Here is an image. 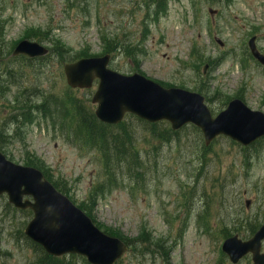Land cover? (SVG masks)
I'll list each match as a JSON object with an SVG mask.
<instances>
[{
  "label": "rangeland",
  "instance_id": "obj_1",
  "mask_svg": "<svg viewBox=\"0 0 264 264\" xmlns=\"http://www.w3.org/2000/svg\"><path fill=\"white\" fill-rule=\"evenodd\" d=\"M155 1L2 0V43L9 58L0 63V88H5L0 97V125L23 92L34 95L36 103H47L48 115H38L37 122L0 146L16 164L37 160L52 183L67 189L66 195L80 208L85 203L90 208L89 195L100 181L97 151L83 146L74 131L61 124L59 101L43 100L68 91L63 65L54 56L47 65L21 68L10 62L8 54L15 42L32 40L40 32L45 34L41 44L51 51L63 48L72 61L83 52L92 57L105 54L102 39L107 35L123 46L111 54L109 65L121 74L141 73L158 83L194 92L202 88L213 116L226 108L225 96L237 95L252 110L264 113V67L250 59L247 46L256 36L264 53V0H217L216 4L163 0L161 6ZM210 9L218 13L210 14ZM195 46L207 60L218 61L206 76L203 67L198 72L191 64ZM7 62L20 66L13 72L21 77H6L2 68ZM95 89L96 85L91 90H73L72 95L89 108ZM203 144L202 134L192 126L180 133L179 143L144 140L140 148L152 161L144 181L125 177L98 195L91 212L99 226L119 230L130 239L146 229L172 249L168 261L133 250L120 264H232L222 252V233L246 241L252 237L249 222L253 227L264 222V139L244 148L219 137L201 165ZM246 201L251 202L249 208ZM31 218L0 198V264L37 263L41 255L21 235ZM64 257L71 264H86L77 255ZM238 264H252L251 257Z\"/></svg>",
  "mask_w": 264,
  "mask_h": 264
},
{
  "label": "water",
  "instance_id": "obj_2",
  "mask_svg": "<svg viewBox=\"0 0 264 264\" xmlns=\"http://www.w3.org/2000/svg\"><path fill=\"white\" fill-rule=\"evenodd\" d=\"M218 43L223 46L221 41ZM249 48L264 65V55L257 49L255 37L249 41ZM19 54L40 57L48 54V50L37 43L22 41L14 51V55ZM109 61L110 56L106 55L64 66L71 88L90 89L96 79L100 80L92 101L98 105L95 114L103 123L119 124L126 113L149 123L167 121L174 131L192 123L201 129L206 145L219 135L244 146L264 136V114L252 111L239 99L213 118L202 95L179 88L166 89L140 74L124 76L109 69ZM3 194L14 207L33 211L25 234L51 256L75 254L85 257L89 264H116L128 250L123 241L102 232L41 171L16 165L0 151V195ZM263 240L264 225L249 241L237 237L226 240L223 251L234 264L249 253L253 254L254 264H264Z\"/></svg>",
  "mask_w": 264,
  "mask_h": 264
},
{
  "label": "trees",
  "instance_id": "obj_3",
  "mask_svg": "<svg viewBox=\"0 0 264 264\" xmlns=\"http://www.w3.org/2000/svg\"><path fill=\"white\" fill-rule=\"evenodd\" d=\"M154 1V0H153ZM213 3H217V0H210ZM227 2L231 0H225ZM159 6L162 4L163 0H156ZM2 22L0 21V36L3 34ZM36 32L33 37L38 39H44L45 35ZM103 53L111 54L117 53L122 49L120 41L116 38H111L110 36L104 37L103 39ZM129 47H127V51ZM60 58L61 62H66L67 59L64 56V50L58 48V50H53ZM195 61L194 67L199 71L201 66L204 64V57L200 54L198 49L193 50ZM140 55V54H139ZM86 52L80 53L75 59H80L88 57ZM193 56V58H194ZM200 92L202 90L199 89ZM0 95H4L3 90L0 89ZM54 99L59 101L63 109L62 122L66 121L67 129L69 131H74V135L77 136L83 146H87L90 149L97 151L98 160L101 165L100 181L96 184L94 191L89 195V207L85 203L81 208L87 211L88 215H92L91 208L95 205L97 197L100 193H104L109 189L117 186L120 180L128 179L144 181L145 176L149 173L152 165V161L149 159L150 155L148 152L140 148L142 141L155 140L162 144L169 143L175 144L180 141V133L173 132L169 127L161 129L160 124H149L147 122L141 121L135 117L129 118V121L125 120L120 125L112 126L101 123L97 120L94 113L87 108L85 102L80 101L69 94L67 91L61 97H44V102L47 100ZM226 100H224V103ZM35 100L29 97L26 98L23 93L17 98V106L15 108L21 114L20 117L24 121H31V114H29V108L37 106ZM47 103L43 104L46 107ZM39 107V106H38ZM18 113V114H19ZM13 117H16L14 115ZM64 120V121H63ZM131 120V121H130ZM12 122V117L5 118L4 125ZM12 123H16V119ZM0 131V144L6 142L7 136L4 131L6 127L4 126ZM196 132H198L195 129ZM209 149L203 146V153L201 154L199 161L201 165H205V159ZM146 158L148 161H146ZM25 164L28 166H33L41 170L45 177L52 182L51 177L48 176L47 171L43 170V167L34 159H25ZM54 186L64 194H67V189L62 188L57 183H53ZM99 228L104 229V232L116 236L126 243L134 246V249L140 250L141 253L146 255L160 256L164 261H168L171 248H166L165 242L161 239H155L150 231L143 229L137 239H127L119 230H114L112 228L100 226ZM35 249L42 254L39 258L37 264H71L66 261V258L56 259L48 255H45L41 248L32 243H29Z\"/></svg>",
  "mask_w": 264,
  "mask_h": 264
}]
</instances>
